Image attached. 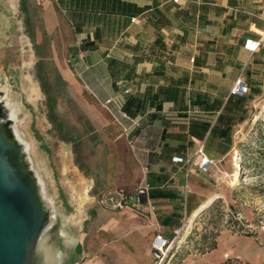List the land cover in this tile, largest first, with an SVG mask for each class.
Masks as SVG:
<instances>
[{"label": "crops", "instance_id": "1", "mask_svg": "<svg viewBox=\"0 0 264 264\" xmlns=\"http://www.w3.org/2000/svg\"><path fill=\"white\" fill-rule=\"evenodd\" d=\"M49 1L73 31L78 74L110 99L121 130L117 189L126 194L121 207L102 208L107 218L90 223L62 264H150L153 236L171 237L217 196V165L264 93V0ZM238 78L248 92L232 95ZM198 147L211 160L206 171ZM248 246L219 242L185 264H264L263 253L250 261Z\"/></svg>", "mask_w": 264, "mask_h": 264}, {"label": "rangeland", "instance_id": "2", "mask_svg": "<svg viewBox=\"0 0 264 264\" xmlns=\"http://www.w3.org/2000/svg\"><path fill=\"white\" fill-rule=\"evenodd\" d=\"M73 40L51 1L0 0V102L48 214L36 247L51 250L57 264L90 223L107 218L102 200L117 190L121 130L111 104L78 74L69 56ZM250 103L233 150L217 165L212 207L186 221L164 264L197 260L212 243L230 240L249 245L250 261L264 254V93Z\"/></svg>", "mask_w": 264, "mask_h": 264}, {"label": "water", "instance_id": "3", "mask_svg": "<svg viewBox=\"0 0 264 264\" xmlns=\"http://www.w3.org/2000/svg\"><path fill=\"white\" fill-rule=\"evenodd\" d=\"M4 117L0 102V264H29L48 214L23 147Z\"/></svg>", "mask_w": 264, "mask_h": 264}, {"label": "built area", "instance_id": "4", "mask_svg": "<svg viewBox=\"0 0 264 264\" xmlns=\"http://www.w3.org/2000/svg\"><path fill=\"white\" fill-rule=\"evenodd\" d=\"M257 46V43L252 39L248 38L245 40L244 48L252 51ZM248 92V86L246 83L238 78L230 88V94L232 95H243ZM110 99L105 100V103H109ZM123 117H126L124 112L121 113ZM197 153L200 154V161L198 163L201 170H207V164L211 161L202 151V147L197 148ZM148 188V184L137 188V193H142ZM126 194L122 189H117L114 193H111L102 200L103 203L110 205L111 207H121L125 204ZM150 208H153L152 206ZM182 228L175 229L171 237H166L161 233H156L150 243L151 253L153 261L150 264H164L172 253L174 241L178 238ZM74 264H79L75 262Z\"/></svg>", "mask_w": 264, "mask_h": 264}, {"label": "bare ground", "instance_id": "5", "mask_svg": "<svg viewBox=\"0 0 264 264\" xmlns=\"http://www.w3.org/2000/svg\"><path fill=\"white\" fill-rule=\"evenodd\" d=\"M31 91L34 95L37 94L35 88H32ZM3 108L5 110L4 106ZM0 121H3V118ZM36 243L37 240L29 253V264H57V258L54 253L47 248L36 247Z\"/></svg>", "mask_w": 264, "mask_h": 264}, {"label": "trees", "instance_id": "6", "mask_svg": "<svg viewBox=\"0 0 264 264\" xmlns=\"http://www.w3.org/2000/svg\"><path fill=\"white\" fill-rule=\"evenodd\" d=\"M212 205H213V203H211L208 207H212ZM221 212H223V211H221ZM214 246H215V243H212L211 246H209V249L214 248Z\"/></svg>", "mask_w": 264, "mask_h": 264}]
</instances>
